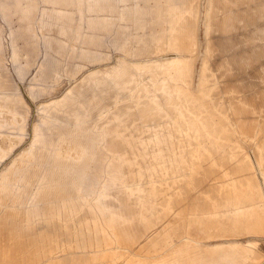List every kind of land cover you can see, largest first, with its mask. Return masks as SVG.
Returning a JSON list of instances; mask_svg holds the SVG:
<instances>
[{
	"label": "bare ground",
	"instance_id": "1",
	"mask_svg": "<svg viewBox=\"0 0 264 264\" xmlns=\"http://www.w3.org/2000/svg\"><path fill=\"white\" fill-rule=\"evenodd\" d=\"M43 3L52 11L37 13L34 0H0L1 18L16 23L8 37L17 75L36 69L30 94L50 90L60 74L75 79L78 63L97 62L109 47L123 58L41 107L28 148L0 171V264H247L248 248L208 244L264 235V122L244 125L251 106L238 100V88L222 98L210 74L209 36L233 30L232 14L217 0ZM199 21L206 45L195 85ZM228 43L221 47L228 51ZM2 48L0 37V162L22 139L27 114ZM154 51L173 58H140ZM255 56L240 62L248 66ZM213 168L226 182L233 176L215 192L219 200L197 203L193 215L146 235ZM179 185L153 213L156 198Z\"/></svg>",
	"mask_w": 264,
	"mask_h": 264
},
{
	"label": "rangeland",
	"instance_id": "2",
	"mask_svg": "<svg viewBox=\"0 0 264 264\" xmlns=\"http://www.w3.org/2000/svg\"><path fill=\"white\" fill-rule=\"evenodd\" d=\"M43 1L44 0H34L37 6V13L38 11L45 13L51 12V8L44 4ZM217 1L221 2L223 5L225 2H227V0ZM232 5L233 4L224 5V13H230L232 14L233 18H235V21L233 22L235 28L226 33L213 32L209 36V42L215 49L210 59V74L214 75V85H212V87L214 86V88H216L215 91L221 92L220 96L223 95L222 98H224V96L228 97V90L230 91L232 88H238V100H241L244 104H246V107L251 106L250 108L252 109L251 113V110L247 108L248 113L246 116H244V118L242 117L241 120H243L242 122L244 125L254 126L255 123L258 124L259 122H264V14L262 13L264 0H254L250 3L244 2L238 6ZM220 17L221 13L217 15L218 19ZM15 28V20L7 24L0 15V37L3 44L2 49L4 53V64L9 76L12 79V83L16 88L18 97L21 99L24 108L27 111V114L24 124L23 137L22 139L19 138L20 140H14L12 138L16 142L12 147L11 152L1 160L0 171L9 166L13 160L17 159L19 155L28 148L31 142L32 127L37 125L42 117V113L39 110L41 107L45 106L51 101L61 100L63 96L68 93L73 86L80 82V80L89 72L97 70L102 72L108 71L114 68L118 61H121L123 58L122 53L113 47L104 49L102 50L103 55L99 60H97V62L78 63L82 65H79V68L82 70L80 75L75 77L76 80L65 75L64 73L60 74L57 78V81L52 85L50 84L52 87L50 90L48 89L49 92L46 90L41 95L33 96L32 93L30 94L31 90L38 88V86L34 85V83L31 81V78L36 71L35 67H32L25 77L20 78L17 75L16 70L10 60L11 48L9 46L8 34L10 30H15ZM197 39L200 43V51L194 65L195 77L193 83L195 85L197 83V74L201 66V54L203 53L206 45V38L204 37L203 27L201 26L200 21L198 22L197 26ZM226 41L229 42V45H231L229 48H227L228 51L221 47L223 44L227 43ZM252 52H257L258 56L253 57L252 62L248 66L244 65L245 63L243 64L240 62V57L242 55L248 56L251 55ZM157 56L173 58L172 53L167 51L157 53L155 51L151 53L148 52V54L140 56V58H154ZM128 59L130 62H133L134 60L132 58ZM225 67H227L229 71H226ZM81 73L84 74L81 76ZM218 99L219 104L222 105L224 103V105L228 106V103L225 102V100L223 102L220 97ZM254 117H258V119L256 120ZM262 139H264V137ZM226 145L231 146L228 141ZM244 151L249 152V147L245 146ZM230 164L231 163L225 164V172H228L231 169ZM201 165L202 170L209 169L210 167L209 161L207 160H204ZM213 169L217 170L214 175H208L207 180H202L203 182L200 181L202 183L196 189H189L188 192H186V196L180 201V203L171 208L170 212L168 213L169 215L165 216L161 222H158L159 224L156 225L155 230L149 231L146 235L151 238L159 232H165L171 224L170 220H173L176 217L187 218L193 215L194 210L192 207L197 203L205 204L206 202L208 203V206H210L211 202L219 200L215 192L217 189H219V187H223L224 189L226 184H228V179L232 178L233 176L228 174L226 182L225 178H221L222 175L219 172L220 170L218 171V168ZM223 169L224 168L221 170ZM197 178H199V176H197ZM213 179H215V181ZM155 186H158V183L155 184ZM162 186L164 187V185ZM181 186L183 187V185H179V187L175 190H167L166 193H164V196H161L160 198L157 197L155 209L152 210L153 213L158 214L159 210L161 209V205L159 204H162L163 199L173 197V192L181 189ZM207 200H210L211 202ZM212 211L213 208L204 213L207 214ZM198 216L201 215L198 214ZM201 217L205 216L202 215ZM218 219L222 220L220 217ZM145 242L146 241H144L140 246L144 247L143 244ZM230 243H235L238 246L249 249L247 252L251 256V260H247V264H256L255 262H261L262 260L264 261V235L242 234L238 236H223L211 239L208 242L210 247H226Z\"/></svg>",
	"mask_w": 264,
	"mask_h": 264
}]
</instances>
